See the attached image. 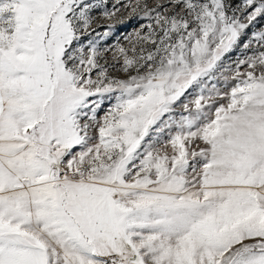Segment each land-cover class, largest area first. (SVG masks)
<instances>
[{"label":"snow or ice","instance_id":"obj_1","mask_svg":"<svg viewBox=\"0 0 264 264\" xmlns=\"http://www.w3.org/2000/svg\"><path fill=\"white\" fill-rule=\"evenodd\" d=\"M0 264H264V0H0Z\"/></svg>","mask_w":264,"mask_h":264},{"label":"rangeland","instance_id":"obj_2","mask_svg":"<svg viewBox=\"0 0 264 264\" xmlns=\"http://www.w3.org/2000/svg\"><path fill=\"white\" fill-rule=\"evenodd\" d=\"M133 27H135V25H129L128 28L126 29H121L120 30V33H118V35H121V42L124 43L125 41H123L122 37L123 35L127 34L128 32H131ZM259 28V25L257 26ZM114 41L113 40H110L109 41V44L113 43ZM247 54H251L250 52L247 53ZM245 55L244 51L242 48H237L235 51H233L230 56L227 58L228 59V62L231 63L232 65V68H235V61L237 60V58H243ZM109 56H111V53H109ZM243 71V69H241ZM222 83L221 82V87H222Z\"/></svg>","mask_w":264,"mask_h":264}]
</instances>
